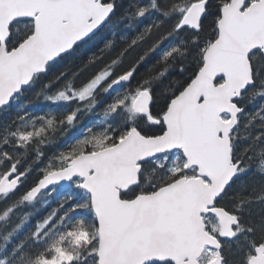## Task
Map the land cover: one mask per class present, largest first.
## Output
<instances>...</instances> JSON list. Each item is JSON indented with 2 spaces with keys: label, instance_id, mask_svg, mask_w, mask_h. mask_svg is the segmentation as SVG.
Here are the masks:
<instances>
[{
  "label": "snow or ice",
  "instance_id": "1",
  "mask_svg": "<svg viewBox=\"0 0 264 264\" xmlns=\"http://www.w3.org/2000/svg\"><path fill=\"white\" fill-rule=\"evenodd\" d=\"M0 264H264V0H0Z\"/></svg>",
  "mask_w": 264,
  "mask_h": 264
}]
</instances>
